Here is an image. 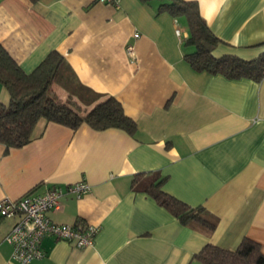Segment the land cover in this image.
Returning a JSON list of instances; mask_svg holds the SVG:
<instances>
[{
  "label": "crops",
  "instance_id": "1",
  "mask_svg": "<svg viewBox=\"0 0 264 264\" xmlns=\"http://www.w3.org/2000/svg\"><path fill=\"white\" fill-rule=\"evenodd\" d=\"M185 1L201 15L198 0ZM165 2L0 0V43L23 71L56 51L59 100L87 111L113 96L137 128L130 135L40 120L28 143L0 144V199L84 180L87 194L63 196L48 215L100 227L92 247L44 238V257L27 264H203L194 255L204 245L234 250L244 238L264 253V76L194 70L184 58L186 17L160 9ZM213 3L204 4L211 22L201 15L220 40L213 55L262 54L264 0H227L218 14ZM8 101L0 84V102ZM156 174L166 177L164 192L201 206L215 227L181 223L135 188ZM16 219L0 220V264H20L4 240Z\"/></svg>",
  "mask_w": 264,
  "mask_h": 264
},
{
  "label": "trees",
  "instance_id": "2",
  "mask_svg": "<svg viewBox=\"0 0 264 264\" xmlns=\"http://www.w3.org/2000/svg\"><path fill=\"white\" fill-rule=\"evenodd\" d=\"M29 1L35 3L38 0ZM160 9H167L174 16L185 15L189 34L184 40V58L194 70L221 74L228 79L259 81L264 76V52L250 60L234 55H213L220 40L201 17L194 2L166 0ZM61 60V55L52 51L26 73L0 43V84L9 95L6 105L0 102V144L6 149L21 147L33 139L40 120L62 124L72 130L84 123L97 131L117 128L130 135L136 132V123L113 96L99 101L87 111L59 100L52 92L51 84ZM165 179L156 174L148 180H139L135 188L151 195L181 223H196L212 230L215 220L201 206L192 207L164 192ZM194 257L203 264H264L260 245L249 238L242 239L234 250L206 244Z\"/></svg>",
  "mask_w": 264,
  "mask_h": 264
},
{
  "label": "built area",
  "instance_id": "3",
  "mask_svg": "<svg viewBox=\"0 0 264 264\" xmlns=\"http://www.w3.org/2000/svg\"><path fill=\"white\" fill-rule=\"evenodd\" d=\"M101 3H116L118 0H98ZM176 29V34L180 35ZM135 38L139 33H134ZM129 54L132 46H127ZM90 191V185L82 180L65 186H50L40 194L26 193L18 199H0V217H16V222L5 235L4 240L12 248V258L20 264L44 257L41 242L51 237L56 240L72 242L79 248L92 247L94 237L100 227L90 223L58 224L48 213L57 210L60 198L67 194L80 197Z\"/></svg>",
  "mask_w": 264,
  "mask_h": 264
},
{
  "label": "clouds",
  "instance_id": "4",
  "mask_svg": "<svg viewBox=\"0 0 264 264\" xmlns=\"http://www.w3.org/2000/svg\"><path fill=\"white\" fill-rule=\"evenodd\" d=\"M198 3L200 5L201 15L204 17L206 21L210 23L212 20V15L210 14L209 11L205 10L204 7L205 0H198ZM226 4H227V0H214L212 11L218 14L220 9L223 8Z\"/></svg>",
  "mask_w": 264,
  "mask_h": 264
},
{
  "label": "bare ground",
  "instance_id": "5",
  "mask_svg": "<svg viewBox=\"0 0 264 264\" xmlns=\"http://www.w3.org/2000/svg\"><path fill=\"white\" fill-rule=\"evenodd\" d=\"M98 1V0H97ZM99 2V1H98ZM101 3V2H100Z\"/></svg>",
  "mask_w": 264,
  "mask_h": 264
}]
</instances>
